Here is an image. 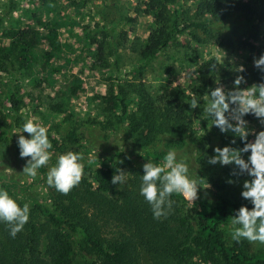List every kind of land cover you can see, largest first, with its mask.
Masks as SVG:
<instances>
[{
  "label": "trees",
  "instance_id": "trees-1",
  "mask_svg": "<svg viewBox=\"0 0 264 264\" xmlns=\"http://www.w3.org/2000/svg\"><path fill=\"white\" fill-rule=\"evenodd\" d=\"M193 1L195 19L185 14L174 20L168 8L169 0H147L145 5L152 10L145 12L153 11L154 26L143 46L135 44L140 55L137 69L154 62L161 53L179 61L182 67L186 66L185 62L191 63L196 80L189 93L169 84L150 86L134 77H116L108 96L102 99L98 121H82L67 110L60 96H47L50 112L61 118L57 133L62 145L51 163H55L57 155L69 150L81 151L85 157L80 183L66 194L45 185L46 166L38 170L35 178L25 180L18 173L19 163L28 158H20L17 143L10 134L14 128L21 127L19 111L24 105L18 91L9 90L7 102L13 113L7 114L8 132L1 139L5 153L0 156V187L6 188L21 204L28 202L30 216L15 237L0 223V264H264V249L251 253L240 243L228 244L224 240L223 222L231 220L241 206L252 207L248 200L226 192L233 184L228 180L236 182L243 175L231 176V165L207 163L215 146L223 147L235 139L231 146L243 147L239 137L221 133L211 119L205 120L202 110L210 89L218 85L232 89L236 77L226 70L223 72L217 56L202 58L192 44L180 43V36L187 35L197 45L215 43L231 50H248L258 58L264 53V0ZM13 6L9 3L6 11L0 6L3 38L0 72L16 80L34 76L36 71L43 73L52 66L53 60L58 59L60 42L55 22L41 20L40 10L30 14L43 27L40 37L32 26L13 21L4 25V12ZM175 13L179 14L176 8ZM105 32L106 29L100 28L101 41L95 36L91 39L96 59L105 58L102 47L108 41L105 35H114L112 30ZM42 41L45 47L40 46ZM171 46L187 51L177 50L176 55L174 51L166 53ZM114 56L113 64L104 66L116 72L119 59L117 54ZM163 69L166 80L171 82L174 69L169 64ZM42 82L40 78L32 84L39 87ZM193 95L201 99V105L195 109L190 106ZM244 118L256 120L252 115ZM122 126L131 149L138 148L135 152L128 151L132 155H127L125 145H121L117 132ZM169 149L188 161L194 178L205 180L215 192L224 191V194L197 199L194 204L174 194L171 213L166 218L155 219L150 205L139 194L142 166L148 159L159 163ZM249 154L242 155L246 159ZM8 168L13 169L10 174L5 172ZM119 170L127 172L129 177L127 184L120 187L119 182L111 183ZM37 182L47 187L45 196L35 190Z\"/></svg>",
  "mask_w": 264,
  "mask_h": 264
},
{
  "label": "rangeland",
  "instance_id": "rangeland-1",
  "mask_svg": "<svg viewBox=\"0 0 264 264\" xmlns=\"http://www.w3.org/2000/svg\"><path fill=\"white\" fill-rule=\"evenodd\" d=\"M146 1L50 0V2L44 3L42 0H38L33 3L30 0H0V6L3 11L7 10L9 3L14 5V8L4 12V25H9L11 21L16 24L29 25L32 26L36 35L40 37L43 27L37 25V22L30 16L31 11L37 13L40 10L43 12L40 16L41 20L55 22L54 25L58 30L60 42L58 59L53 60L52 66L48 67L45 72L36 71L34 76L26 75L27 78L17 77L16 80L0 72V122H4V126L0 125V156L5 153L1 139H4L8 132L5 124L10 122V118L7 114L13 113L7 102L10 89L18 91V98H22L24 105L23 109L19 111L20 120L18 123L21 127L12 130L10 134L12 139L16 143L20 134L25 137L29 136L26 132L17 133L27 120L39 122L47 128L48 137L53 146V155L59 151L62 145L60 135L57 133L61 118L59 115L50 112L47 106V96H60L61 100L65 101L67 110L82 121L89 119L98 121L101 117L99 110L100 104L103 102L102 99L108 96V91L112 89L111 84L115 82L116 77H134L136 78L135 80L146 81L150 86H166L169 84L172 87L183 89L186 93L190 92L191 87L195 83L196 75H194V67L189 62H185L186 66L182 67L178 65L179 61H173L165 53H161L154 62L144 64L140 69L136 68L140 55L135 48L143 46L148 33L154 26L153 11L145 12L146 9L152 10L145 5ZM168 8L174 20H177V18L181 19L185 14H189L191 19H195V4L193 0H169ZM175 8L179 11V14L175 13ZM47 9H50L49 13L45 12ZM130 19L134 21L130 22ZM100 28L106 29L105 34L107 30H112L114 34L110 37L111 35L107 33L104 37V39L108 40L104 41L102 45L105 52L104 60L96 59L95 45L91 42L94 36L97 41L103 39V36L99 35ZM2 39V33L0 32V43ZM180 43L183 45L192 44L193 48L202 55V58L217 56L223 72L226 70L235 77L243 75L246 82L239 85L241 88L264 82L259 71L253 67V60L256 55L248 50H231L219 47L215 43L201 46L192 43L187 35L180 36ZM44 44L42 41L40 46L45 47ZM174 46H171L166 53L172 54L174 51L173 54L176 55L175 51L177 50L180 52L187 51L182 47L175 48ZM110 49L112 50L111 52ZM115 54H117L119 59V68L116 72L111 67L104 66L107 63L109 65L113 64L112 61L115 59ZM166 64H169L174 69L170 78L171 82L166 80V74L163 75L165 71L163 68ZM240 66H243V72L237 70ZM53 70L55 71L51 72ZM128 72L130 74L126 76L125 74ZM40 78L43 80L41 86H33V81ZM72 88H74V91H72ZM248 122L251 129L248 137L250 141H253L255 133L264 130V126H261L257 119ZM118 131L121 145H125L126 154L132 155L128 151L133 150L135 152L138 148L131 149L130 142L129 140L127 141L129 136L123 126ZM99 158L96 157L95 159L100 160ZM26 161L23 160L24 163H19L18 167V173L25 180L28 177L21 172L26 165ZM54 164L50 160L49 165L46 166L47 170ZM246 179L250 180L251 177L243 175L241 179L233 182L226 189L227 194L234 197H242V184ZM200 181L204 187L199 189L197 199H212L224 194V191L215 192L205 180L200 179ZM45 185L47 186L46 183ZM45 185L42 182H37L34 188L38 193L45 196L47 190ZM230 221L227 220L222 225L224 240L228 244L235 243L229 235ZM236 243H240L245 250L251 253L264 249V245L258 242L249 243L246 240H242Z\"/></svg>",
  "mask_w": 264,
  "mask_h": 264
},
{
  "label": "clouds",
  "instance_id": "clouds-1",
  "mask_svg": "<svg viewBox=\"0 0 264 264\" xmlns=\"http://www.w3.org/2000/svg\"><path fill=\"white\" fill-rule=\"evenodd\" d=\"M253 67L264 80V53L253 60ZM237 70L243 72L244 68L240 66ZM245 82V77L239 75L234 80L235 87L232 89L218 85L207 93L206 103L202 109L205 120L211 119L212 125L221 133H231L233 137H239L243 142V147L239 148L231 146L235 144V139L223 147L215 146L213 154L207 157V163L231 165V176L251 177L250 180L243 181L241 196L248 200L252 207L241 206L236 210L230 221L229 235L233 242L246 240L249 243L258 242L264 245V130L255 133L253 141H248L251 129L249 122L244 118L252 115L261 126H264V82L239 87ZM200 100L193 95L190 101L191 108L200 106ZM24 132L29 136L20 134L16 141L20 158H28L21 173L35 178L39 175V169L49 165L53 146L47 128L39 122L27 120L17 133ZM243 153L250 154L245 159ZM84 159V155L79 151L69 150L57 155L55 164L47 170L46 184L61 193H68L81 181ZM142 167L139 194L150 205L155 219L166 218L171 213L175 203L171 197L174 194L194 204L199 189L204 187L202 182L191 174L188 161L179 156L174 149H169L159 163L148 159ZM12 170L8 168L5 172L10 174ZM126 173L119 170L112 176L111 183L116 185L119 182V187L127 184L129 177ZM228 183H233V180L229 179ZM29 216L30 204L28 202L21 204L6 188L0 187V223L7 226L10 236L15 237L22 231L29 221Z\"/></svg>",
  "mask_w": 264,
  "mask_h": 264
}]
</instances>
